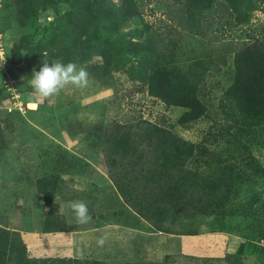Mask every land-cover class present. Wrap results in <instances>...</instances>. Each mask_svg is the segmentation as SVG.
<instances>
[{
	"label": "rangeland",
	"instance_id": "374dc122",
	"mask_svg": "<svg viewBox=\"0 0 264 264\" xmlns=\"http://www.w3.org/2000/svg\"><path fill=\"white\" fill-rule=\"evenodd\" d=\"M92 1L34 0L36 13L21 18L14 2L0 0V227L20 239L25 234L27 257L44 264L77 259L80 264H264V179L236 183L226 215H196L173 227L188 235L157 233L122 201L91 142L92 127L118 125L132 133L156 125L217 154L239 175L248 174V155L264 169V128L253 138L239 135V115L225 96L233 53L252 42L264 46V0L240 26L225 14L186 15L171 0H133L138 14L117 28L121 38L140 43L151 36L172 55V63L184 68L189 60L202 59L198 97L205 113L183 125L177 121L184 109L164 106L131 79V57L123 69L102 76L89 68L99 59H86L77 65L88 71L89 87L68 86L47 99L33 95L29 80L44 60L70 62L66 49L72 33L64 27L57 35L52 28L63 15L83 13ZM105 1L114 8L121 4ZM67 27L77 25L70 20ZM40 51L44 58L34 65ZM196 154L187 166L205 173V158ZM73 201L87 204L89 223L76 221L69 207ZM62 226L66 231L55 232ZM101 238H106L103 246L97 243Z\"/></svg>",
	"mask_w": 264,
	"mask_h": 264
},
{
	"label": "trees",
	"instance_id": "16d2710c",
	"mask_svg": "<svg viewBox=\"0 0 264 264\" xmlns=\"http://www.w3.org/2000/svg\"><path fill=\"white\" fill-rule=\"evenodd\" d=\"M11 1L21 18L36 13L34 0ZM171 1L181 4L186 15L197 17L209 13L221 17L225 14L237 26L248 22L251 14L263 3V0ZM92 2L84 6L81 14L63 15L52 28L57 35H63L64 27L72 33L68 40L70 48L66 49L68 60L79 64L96 57L99 60L89 68L96 76H102L123 69L125 58L131 57L132 64L128 67L131 79L144 84L148 95L164 106L185 110L178 118L179 124L203 117L205 108L198 97L204 72L202 59L189 60L190 64L184 68L172 63V55L165 54L151 36L140 43L121 38L117 28L138 14L133 0H121L117 8L106 4L105 0ZM70 20L77 27L68 28ZM42 52H37L34 65L38 64V58H44ZM25 58L31 65L32 55L27 54ZM231 62V84L225 96L239 115L237 132L253 138L259 128H264V46L252 42L235 51ZM123 130L118 125L111 129L92 127L95 140L91 142L101 151L108 178L122 201L154 232L188 235L186 231H174L173 227L182 226L183 221H191L196 215H226L224 209L236 183L250 182L254 177L264 179V169L250 155L247 156L248 174L242 176L224 166L217 154L204 147L198 149L164 128L149 125L139 132ZM196 153L205 158V173L187 166ZM213 157L216 160L211 161ZM45 200L49 202L50 196H45ZM254 203L251 202L250 206ZM62 231H66L65 226L55 229V232ZM238 250L240 252V247ZM73 263L80 264L81 261L77 259ZM0 264H44V260L28 258L19 233L0 227Z\"/></svg>",
	"mask_w": 264,
	"mask_h": 264
},
{
	"label": "clouds",
	"instance_id": "9594fccd",
	"mask_svg": "<svg viewBox=\"0 0 264 264\" xmlns=\"http://www.w3.org/2000/svg\"><path fill=\"white\" fill-rule=\"evenodd\" d=\"M3 53L0 52V58ZM89 73L85 67L78 66L76 63L67 64L56 61L49 63L44 60L43 66L39 71H34L29 86L33 95L47 99L59 95L66 87L72 86L75 89L83 90L89 87ZM74 213L76 221L80 224L89 223L92 217L89 214L88 206L83 201H73L69 205ZM106 238L97 241L98 245L103 246Z\"/></svg>",
	"mask_w": 264,
	"mask_h": 264
},
{
	"label": "crops",
	"instance_id": "0c3cea01",
	"mask_svg": "<svg viewBox=\"0 0 264 264\" xmlns=\"http://www.w3.org/2000/svg\"><path fill=\"white\" fill-rule=\"evenodd\" d=\"M25 236H26L25 234H22V233H21V239H22V241H23L24 243H25L24 240L26 239Z\"/></svg>",
	"mask_w": 264,
	"mask_h": 264
},
{
	"label": "built area",
	"instance_id": "2783aa9c",
	"mask_svg": "<svg viewBox=\"0 0 264 264\" xmlns=\"http://www.w3.org/2000/svg\"><path fill=\"white\" fill-rule=\"evenodd\" d=\"M264 247V245H262Z\"/></svg>",
	"mask_w": 264,
	"mask_h": 264
}]
</instances>
